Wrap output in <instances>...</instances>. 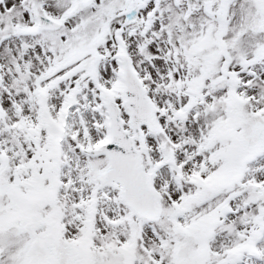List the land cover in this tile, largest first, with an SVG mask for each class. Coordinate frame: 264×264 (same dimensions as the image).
<instances>
[{
  "label": "snow or ice",
  "instance_id": "obj_1",
  "mask_svg": "<svg viewBox=\"0 0 264 264\" xmlns=\"http://www.w3.org/2000/svg\"><path fill=\"white\" fill-rule=\"evenodd\" d=\"M0 264H264V0H0Z\"/></svg>",
  "mask_w": 264,
  "mask_h": 264
}]
</instances>
